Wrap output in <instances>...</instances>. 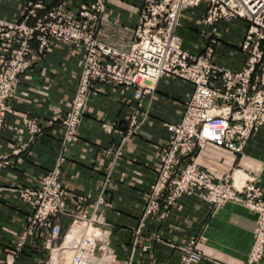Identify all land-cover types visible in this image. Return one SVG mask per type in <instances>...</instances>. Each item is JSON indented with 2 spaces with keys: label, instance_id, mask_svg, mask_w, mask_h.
I'll list each match as a JSON object with an SVG mask.
<instances>
[{
  "label": "crops",
  "instance_id": "1",
  "mask_svg": "<svg viewBox=\"0 0 264 264\" xmlns=\"http://www.w3.org/2000/svg\"><path fill=\"white\" fill-rule=\"evenodd\" d=\"M32 1L0 0V20L20 22L24 5ZM93 1L44 0L39 14L57 5L74 12L81 3ZM139 5L140 0H104L107 31L100 37L127 40L123 30L135 27ZM202 13L203 6L182 12L175 32L182 49L202 53L211 47L212 64L238 71L244 61L239 43L246 24L239 20L220 23L211 34L199 23ZM30 49L32 59L6 101L10 113L0 131V161L9 163L0 169V264L43 263L47 251L39 240L29 238L15 250L30 208L13 190L36 188L40 176L54 168L65 194L83 199L68 209L98 220V227L108 233L107 247L116 261L178 264L177 248L194 239L201 255L197 264H245L256 215L242 206L227 202L212 209L197 196H180L162 217V208L143 215L149 187L159 170L156 155L170 139L164 126L180 120L192 86L161 77L150 94L134 101L130 87L96 84L89 90L75 141L62 146L60 121L74 95L82 54L58 42L39 54L33 40ZM131 117L137 123L133 132ZM28 119L38 122L32 137L25 129ZM17 149L21 152L14 156ZM195 164L214 180L228 177L239 184L247 176L264 190V129L252 130L242 155L208 144L195 157ZM98 199L102 204H96ZM60 221L63 233L69 219ZM257 264H264V254Z\"/></svg>",
  "mask_w": 264,
  "mask_h": 264
},
{
  "label": "built area",
  "instance_id": "2",
  "mask_svg": "<svg viewBox=\"0 0 264 264\" xmlns=\"http://www.w3.org/2000/svg\"><path fill=\"white\" fill-rule=\"evenodd\" d=\"M199 6H203L199 23L211 34L220 23L239 20L246 24L239 43L244 61L238 71L212 64L211 47L202 53L182 49V40L175 33L180 16L184 10ZM43 8L44 0H34L24 5L20 22L0 20V131L4 117L10 113L6 101L12 98L18 76L32 59L33 40L39 54L53 42L82 54L74 95L60 121L62 146L75 141L89 90L96 84L130 87L134 101L150 94L161 77L190 84L192 92L184 102L180 120L164 126L170 139L156 155L159 170L149 187L143 215L162 208V217L180 196H197L212 209L227 202L242 206L256 215L245 264H257L264 254V190L252 177H243L239 184L228 177L214 180L197 169L195 157L208 144L242 155L252 130L264 129V0H140L135 27L123 30L127 37L124 42L116 40L115 35L100 37L107 31V20L102 17L104 0L81 3L74 12L57 5L40 15ZM133 118L129 120L131 132L137 128ZM25 129L30 137L34 136L38 122L26 120ZM20 152L17 149L12 154L18 156ZM8 165L7 160L0 161V169ZM58 176L54 168L40 176L36 188L13 190L30 208L15 250L32 238L50 253L60 247L65 236L60 220L69 219L66 233L72 227L86 226L104 236V240L93 236L90 240L82 232L71 246L72 264L82 260L127 264L116 261L109 251L108 233L92 227L100 225L95 217L86 218L68 209L70 205L77 207L83 199L68 197ZM96 204L102 201L98 199ZM177 250L178 264H197L201 258L194 239Z\"/></svg>",
  "mask_w": 264,
  "mask_h": 264
},
{
  "label": "bare ground",
  "instance_id": "3",
  "mask_svg": "<svg viewBox=\"0 0 264 264\" xmlns=\"http://www.w3.org/2000/svg\"><path fill=\"white\" fill-rule=\"evenodd\" d=\"M243 176V174H240V176ZM245 176V175H244ZM240 183V182H239ZM78 230L80 231H78V234L77 235H71L70 233H68V235H71V236H69V238H71L70 240H71V243H72V245H73V243L74 244H76L77 242H78V238H79V236L82 234L81 233V231L84 233V231H83V227H79L78 228ZM99 232V231H98ZM98 232H96V233H93V234H88V231H87V233L85 232L84 234H86V238L88 239V237L90 238L91 236H93V235H95V236H93V238L95 237V238H97V239H99V237L100 238H102V240H104V236H102V233H98ZM80 234V235H79ZM90 240H91V238H90ZM67 243V242H66ZM72 245H67V244H62V246L60 247V248H57V249H55L54 251H53V262H52V264H72V262H73V253H72V251H71V247L70 246H72ZM62 256H65V257H67V259L65 260H61L59 257H62ZM55 258H56V260H55ZM107 258V257H106ZM90 259H92V260H94L93 258H90ZM105 261H107V259H104ZM78 264H92L91 262L90 263H87V262H85V261H79V263Z\"/></svg>",
  "mask_w": 264,
  "mask_h": 264
},
{
  "label": "rangeland",
  "instance_id": "4",
  "mask_svg": "<svg viewBox=\"0 0 264 264\" xmlns=\"http://www.w3.org/2000/svg\"><path fill=\"white\" fill-rule=\"evenodd\" d=\"M197 17H195V19H196ZM199 20H200V17L198 18ZM180 24V23H179ZM92 227H94V228H96V227H98V226H92ZM78 228H79V226L78 227H72L67 233H66V231L68 230V228H66L65 229V231L63 232V235L65 234V236H64V238H63V240H62V242H61V244H60V247L62 246V244L64 243V244H67L68 246L69 245H72V243H71V238H69V236H73V235H77L78 234ZM83 231H84V233L86 232L87 233V231H88V234H93V233H96V232H98L97 230H92L91 229V227H86V226H84L83 227ZM71 232V233H70ZM80 232V231H79ZM68 233H70L71 235H68ZM81 233H82V231H81ZM99 233V232H98ZM80 235V234H79ZM85 236H86V234H85ZM93 236H95V235H93ZM103 236V235H102ZM61 239V238H60ZM99 239H101L102 240V238H100L99 237ZM60 241L61 240H59L57 243H60ZM67 242V243H66ZM73 245H75L74 243H73ZM60 247H58V248H60ZM71 247V246H70ZM55 249H57V248H55ZM55 249H53L50 253L47 251V255H46V257L44 258V261H43V263L42 264H52V262H53V251L55 250ZM61 260H66L67 259V257H65V256H62V257H59ZM55 260H56V258H55Z\"/></svg>",
  "mask_w": 264,
  "mask_h": 264
}]
</instances>
